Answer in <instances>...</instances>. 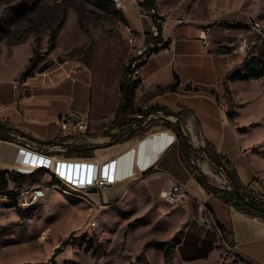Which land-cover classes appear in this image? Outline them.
I'll use <instances>...</instances> for the list:
<instances>
[{"label": "rangeland", "instance_id": "374dc122", "mask_svg": "<svg viewBox=\"0 0 264 264\" xmlns=\"http://www.w3.org/2000/svg\"><path fill=\"white\" fill-rule=\"evenodd\" d=\"M161 3L168 9L165 21L175 24L182 19L183 23L208 29L207 40L224 58L220 60L221 67H230L228 74L264 45V0ZM132 5L119 10L113 0H0V43H21L1 47L0 80L12 83L25 65L30 44L33 55L42 57L41 63L52 58L58 62L75 61L93 81L89 101L95 109V121L87 134L90 140L79 144L94 147V156L130 133L140 137L164 127V120L177 122V117L156 111L150 113L152 118L148 114L122 134L119 129H111L120 96L119 83L130 58L125 25L141 27ZM54 32L56 47L50 50ZM163 57L164 54L153 62ZM231 81L226 77L220 90L213 91L233 111L238 129L254 141V151L264 157V78L238 80L233 87ZM10 85L13 95L15 89ZM142 111L134 99L125 112L142 117ZM186 118L181 127L194 147L192 164L204 171L211 184L231 189L225 170L209 157L208 144L199 128L190 129ZM47 145L38 143L45 154L78 158L74 153L51 151L53 146ZM122 147L124 144H116L110 150ZM157 175V170L145 174V181L133 183L117 202L102 205L83 191L58 182L54 170L42 168L27 174L21 182L11 181L9 190L15 192L46 183L57 187L26 208L7 194H0V264H167L164 252L146 247V243L161 240L175 244L178 238L181 243L174 247L172 264H247L231 249L230 229L215 225L210 214L212 224L204 223L207 217L198 211L195 198L181 196L175 203L166 201L161 194L170 186L162 190L154 187L152 179ZM193 190L196 192V188ZM137 219L142 224L131 226Z\"/></svg>", "mask_w": 264, "mask_h": 264}, {"label": "crops", "instance_id": "0c3cea01", "mask_svg": "<svg viewBox=\"0 0 264 264\" xmlns=\"http://www.w3.org/2000/svg\"><path fill=\"white\" fill-rule=\"evenodd\" d=\"M154 1L159 14L166 16L168 9L161 0ZM132 7L138 13L137 6L134 4ZM126 19L128 20L127 16ZM132 27L148 31L150 26L149 21L141 19L140 28ZM165 27L162 42L158 46L162 47L167 42L169 49L154 51L143 65L135 104L144 110L149 106L162 105L175 112L188 111L186 120L190 129L198 127L203 141L212 142L219 152L228 156L243 184L264 191V157L254 151V141L238 129L235 118H230L227 114V105L213 91L220 90L230 67H221L220 60L224 58L214 50L211 40H207V45L204 43L202 37L207 34L203 32L202 26L187 22L174 24L167 19ZM15 44L21 43L1 42L0 50L4 45ZM127 46L131 57L132 47ZM29 48L25 65L11 80L12 83L8 85L0 80V125L13 128L12 132H7L10 139L0 138V169L31 173L37 168H51L81 184L85 177L88 179L92 175L94 161L110 159L104 168V174L115 176L116 182L106 189L92 193L90 197L94 201L101 200L104 204L117 202L129 186L139 180L145 181V174L157 170L158 175L152 179L154 187L162 190L176 183L186 186L188 193L185 196L195 198L198 211L207 217L203 222L211 223L208 216L210 214L215 225L219 221L224 228L230 229L231 249L242 261L247 264H264V219L238 211L220 197L206 191L182 161L179 139L173 129L164 126L140 137L116 142L102 149L101 152L104 153L101 155L84 158L88 161L86 163L63 162L55 156L42 154L34 146H38V143L33 139L60 140L64 133L59 120L63 115L72 111L88 112L92 120L91 127L93 126L95 109H92L89 96L94 88L91 75L72 60L58 62L52 58L53 64L47 70L38 72L37 68L29 76L22 75L30 58L34 56L31 44ZM162 54L163 59L153 62L154 58ZM175 75L179 76L181 84L176 91H169L166 86L174 82ZM236 81L238 80L230 82L231 87ZM10 84L15 89L13 95L10 94ZM188 85L191 86L190 89L187 88ZM21 86L30 87L31 95L20 97ZM116 144H124V147L110 150ZM31 152L50 157L49 163L33 164L29 160ZM112 159L114 161L110 164ZM101 164L103 167L105 162ZM69 165L81 167L69 169L66 167ZM85 167L87 173L82 176L80 171ZM29 169L33 171L29 172ZM193 188H196V192ZM52 191L54 189L47 195ZM180 243L181 239L175 246Z\"/></svg>", "mask_w": 264, "mask_h": 264}, {"label": "trees", "instance_id": "16d2710c", "mask_svg": "<svg viewBox=\"0 0 264 264\" xmlns=\"http://www.w3.org/2000/svg\"><path fill=\"white\" fill-rule=\"evenodd\" d=\"M142 4L145 7H155L154 0H143ZM56 32L52 33L50 37L49 49L53 50L56 47ZM167 46V42L162 47L156 46L154 51L157 52L161 48ZM43 61L42 57L37 55V53L30 58L29 64L25 71L22 73L24 76H29L36 68L39 67L41 62ZM129 65L124 70L122 79L120 81V97L118 101V105L115 112V120L111 124V129H119V134H122L127 127L132 125V123L140 120H144V118L156 111H163L166 115H171L177 117V122H173L171 120H164L163 125L167 128L173 129L179 139V147H180V157L187 168L192 172L194 177L198 180V182L208 191L210 194H213L217 197H220L224 200V202L238 211H241L252 217H260L264 219V204L262 197H264V191L256 190L251 185H245L240 180V176L232 164V161L228 158L227 155L218 151L215 145L212 142L207 141L208 144V155L212 159V161L225 170L227 176L230 179V187L229 188H219L215 185L211 184L208 181L207 175L200 168L194 166L191 162L192 152L194 151L193 144L190 142V137L183 131L181 127V123L184 121V118L188 115V111H179L175 112L169 109L166 106L162 105H153L149 106L147 109H142V117L130 116L127 115L125 111H127L136 96V89L140 80H133L129 75ZM228 80H249V79H261L264 77V45L258 53H254L253 56H246L245 59L233 70L232 73L228 74ZM181 84L180 78L178 75L174 76V82L168 84L166 89L169 91H176ZM187 88H191L190 85ZM198 88L196 87V90ZM227 114L230 118L233 117V111L228 109ZM1 132L0 138L2 139H10V136L7 132H12L13 128L7 127L4 125H0ZM134 136L133 133L128 134L127 139H130ZM37 143L40 144H50L54 142H58V140L54 141H40L36 140ZM123 141L117 139L114 143ZM113 143V144H114ZM68 153H74L77 157L87 158L93 157L92 150L94 147H88L86 145H81L79 143H71L67 144ZM42 168H37L31 173H24L20 171L8 170V169H0V194L5 193L11 199L16 201V192L15 190H9V184L11 181L13 182H21L27 176V174H34L37 170ZM58 182H61L59 179H56ZM259 194V196H258ZM142 220L137 219L135 222L131 224V226L141 224ZM218 225L221 228H224L223 224L217 221ZM180 239L176 240V243H179ZM175 244H172L169 241H161V240H150L146 243V247H153L155 249H160L164 252V257L167 264H172V256L174 253Z\"/></svg>", "mask_w": 264, "mask_h": 264}, {"label": "built area", "instance_id": "2783aa9c", "mask_svg": "<svg viewBox=\"0 0 264 264\" xmlns=\"http://www.w3.org/2000/svg\"><path fill=\"white\" fill-rule=\"evenodd\" d=\"M116 7L119 10H125L130 4H135L138 9V15L142 20L149 21V30H143L139 31L133 28L131 25L127 24L125 25V31H124V37L126 40V43L132 47V56L130 57L128 61L129 65V75L133 80H141V70L143 65L148 61L150 56L154 53V48L158 46L162 42V35L165 30V17L161 14H159L156 7H145L141 2H138L137 0L134 1H127V0H113ZM177 22H183L182 19L177 20ZM207 30H203L204 33L207 34ZM204 40V43L207 45V35H204L202 37ZM164 49L168 50L169 47L165 46ZM264 78V77H263ZM32 91L31 88L28 86H21L19 89V96L20 97H27L31 95ZM153 117V114H150V118ZM91 117L88 112H76L72 111L69 112L61 117L59 120L60 126L63 130V136L58 142L50 143L48 145H52L53 147L49 150L51 151H57L59 152H65L67 151V144L70 143H79V142H86L87 140H90L88 138L87 134L90 132L91 128ZM47 145V146H48ZM35 147L40 149L38 146L34 144ZM42 154L46 153V150L40 149ZM48 155V154H46ZM49 156H55L59 160H62L63 162H82L86 163L88 162L82 157H79L80 160L74 161L73 158L63 156V158H60V156L56 155H49ZM109 160L105 161H94L96 164L95 171L92 175L85 177L83 183H78L73 181L71 178L66 177L62 173L49 168V170H54L55 174H57L58 179L62 182H65L68 186L72 188H77L81 191H83L86 195L91 197L92 193L94 192H88L87 189L89 187H97L98 191L102 189H106L110 186H112L116 182V177L110 174H104V168L109 163ZM113 159L110 161V164L113 163ZM105 162L104 166L101 168V163ZM82 176H84V173H87L86 167L81 169ZM86 176V175H85ZM57 186L52 183H46L37 185L30 188H23L16 192V201L18 202L19 206L21 207H28L35 202L39 201L40 199H43L47 196V194L52 190L55 189ZM188 193V189L186 186H183L181 184H173L168 189L162 191V197L170 202L175 203L177 199L181 196H185ZM259 196V194H258ZM263 204H264V197H262ZM96 204L102 205L101 200H96Z\"/></svg>", "mask_w": 264, "mask_h": 264}, {"label": "bare ground", "instance_id": "6f19581e", "mask_svg": "<svg viewBox=\"0 0 264 264\" xmlns=\"http://www.w3.org/2000/svg\"><path fill=\"white\" fill-rule=\"evenodd\" d=\"M32 156L31 158L29 159L33 164H37V163H49L50 161V157L46 156V155H42L40 153H33L31 152ZM95 167H96V164L93 163L92 164V174L94 173L95 171ZM100 170L102 171V164H101V168Z\"/></svg>", "mask_w": 264, "mask_h": 264}, {"label": "water", "instance_id": "95a60500", "mask_svg": "<svg viewBox=\"0 0 264 264\" xmlns=\"http://www.w3.org/2000/svg\"><path fill=\"white\" fill-rule=\"evenodd\" d=\"M53 64L52 61H45L43 62L39 67H38V72H43L45 70H47L51 65ZM88 192H98V188L93 186V187H89L87 189Z\"/></svg>", "mask_w": 264, "mask_h": 264}, {"label": "snow or ice", "instance_id": "6c2138e0", "mask_svg": "<svg viewBox=\"0 0 264 264\" xmlns=\"http://www.w3.org/2000/svg\"><path fill=\"white\" fill-rule=\"evenodd\" d=\"M66 167H68L69 169H71V168H79L81 166H72V165H69V166H66Z\"/></svg>", "mask_w": 264, "mask_h": 264}]
</instances>
